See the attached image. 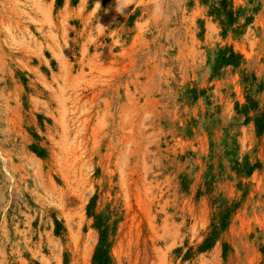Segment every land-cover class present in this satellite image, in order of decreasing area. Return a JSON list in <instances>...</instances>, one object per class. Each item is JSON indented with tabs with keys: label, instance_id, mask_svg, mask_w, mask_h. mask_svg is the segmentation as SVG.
Returning a JSON list of instances; mask_svg holds the SVG:
<instances>
[{
	"label": "rangeland",
	"instance_id": "374dc122",
	"mask_svg": "<svg viewBox=\"0 0 264 264\" xmlns=\"http://www.w3.org/2000/svg\"><path fill=\"white\" fill-rule=\"evenodd\" d=\"M121 6L0 0V264H264V0Z\"/></svg>",
	"mask_w": 264,
	"mask_h": 264
},
{
	"label": "trees",
	"instance_id": "16d2710c",
	"mask_svg": "<svg viewBox=\"0 0 264 264\" xmlns=\"http://www.w3.org/2000/svg\"><path fill=\"white\" fill-rule=\"evenodd\" d=\"M35 151H38L41 155L44 153L43 150H41L40 148L36 147L34 148ZM93 205L89 206L90 209V215L91 213V209H92ZM93 215V214H92ZM95 218L97 219L96 221V226L101 229V223L99 222L100 219L99 217L95 216ZM227 227V218L226 216H224L221 219V222H215L212 224V229L210 231V233L208 234V236L206 237L204 243L199 247L200 251H206L208 249H210L215 242L218 240L220 234L222 231H224ZM57 233H59V230H57ZM101 237H102V243L101 245L97 248L95 256H94V260L96 262H98V264H106V258L108 257V251L105 248V246L103 245V242L106 240V231L102 230L101 232Z\"/></svg>",
	"mask_w": 264,
	"mask_h": 264
},
{
	"label": "clouds",
	"instance_id": "9594fccd",
	"mask_svg": "<svg viewBox=\"0 0 264 264\" xmlns=\"http://www.w3.org/2000/svg\"><path fill=\"white\" fill-rule=\"evenodd\" d=\"M130 2V0H117V9L116 11L120 14H123V7L121 6L123 3ZM100 5L97 3V8H99Z\"/></svg>",
	"mask_w": 264,
	"mask_h": 264
}]
</instances>
